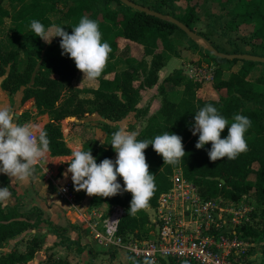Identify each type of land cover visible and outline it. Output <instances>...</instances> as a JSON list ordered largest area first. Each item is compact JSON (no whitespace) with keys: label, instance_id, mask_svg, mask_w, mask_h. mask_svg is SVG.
Returning <instances> with one entry per match:
<instances>
[{"label":"trees","instance_id":"obj_1","mask_svg":"<svg viewBox=\"0 0 264 264\" xmlns=\"http://www.w3.org/2000/svg\"><path fill=\"white\" fill-rule=\"evenodd\" d=\"M3 1L0 0V25H2L4 18H11L14 25L13 31L16 33L12 38L13 42L18 43L17 35L23 34V40L29 47L28 67L22 76L25 86L31 83L32 75L40 61L39 73L34 78L31 87L24 91V100L29 96H34L38 109L43 113H49L53 117L52 121L44 128L47 132L51 155L53 157L68 156L70 150L63 142L60 121L66 117L83 113L81 108L72 109L77 98V94L73 92L72 83L80 71L76 68L72 59L61 55L60 38H54L51 45L47 46L46 42L36 37L29 27L33 19L39 20L46 29L51 27L52 22L49 16L55 10V3L51 0H23L19 11L12 16L9 11L2 7ZM59 1L70 4L65 14V18L69 22L67 32L71 33V27L75 26L82 16H87L98 23L102 40L107 41L111 47L106 63H110L115 59L119 38L142 46L144 55L152 58L150 64L146 60L128 59L126 70L116 73L112 80L103 79L105 71L97 78L100 82L99 88L85 91L95 96L93 101L86 102L89 104L90 113L99 112L107 120L114 122L124 119L131 112H138L139 117L143 112L136 109L141 97L140 90L152 89L158 84L159 73L165 66V55L179 57L178 47L173 41V36H175L176 31L181 33L183 31L173 24L134 11L118 0ZM131 1L149 7L156 12L171 15L186 24L191 30H193L194 22L198 19L197 5L192 6L185 16L179 18L176 15L174 16V11L176 12L174 3L177 0H164L161 9L148 6L140 0ZM216 1L221 8L227 10V18L232 20L229 23L233 27L229 37L241 38L235 35L241 25H252L254 27L250 44L255 48V51L252 53L247 50L241 52L238 47L233 46L231 43H229L228 48H225L215 40L211 44L219 52L226 54H251L264 57V0ZM113 3H116L117 10L111 8ZM165 6L168 8L167 12L162 9ZM197 34L209 40L205 33L199 32ZM231 42L235 44L234 41ZM232 48L233 50L230 51ZM159 49H161V53L157 52ZM258 49L262 50L261 54L257 52ZM201 57L204 60L200 61V64L204 62L209 65L213 64L215 67L214 80L209 83V86L217 93L223 92V94H220L217 100L207 98L206 92L204 93L205 97L199 96L198 93L201 91L202 94L205 88L204 85L200 82L187 80L181 71L174 72L167 77L159 87L162 107L157 115L149 119L137 139H151L165 131H170L182 137L186 154L179 163L172 165L164 164L162 157L152 149L151 145L145 149L149 171L155 174V188L147 205L151 208L156 207L160 195L168 191L171 186L170 176L173 170L181 168L184 177L196 185L200 196L204 200L221 197L229 201L239 202L243 197L250 196V190L253 189L251 202H253L255 210L258 208L264 209V92L257 89L260 86L264 87V76H259L256 79L251 77L255 67L261 66V64L221 59L210 56L208 53ZM15 58L16 53L4 54L0 51V60L2 59L1 63L4 65H9ZM239 63L242 65L240 70L232 73L229 79H224V72L229 71ZM15 67V65L11 67V73L15 70ZM9 80L3 82L2 88L7 92H14L10 90ZM136 82H140L138 88L134 86ZM168 84L183 88L180 95H175L176 101H172L168 97L169 94L166 91V85ZM18 88L16 87L15 91ZM64 91H72L73 96L67 99L61 107H58ZM205 104L215 106L220 114L229 121L236 113L250 118L251 127L245 134L247 150L235 159L227 160L224 158L212 162L207 155V150L211 147L210 142L204 149L195 147L198 136L192 134L190 127L194 123V113ZM106 129L111 134L116 131H110L109 127ZM227 132L226 127L221 133V138L226 136ZM85 150H91L92 155L97 159V163L105 158L111 159L114 156L113 150L96 149L92 144L87 145ZM254 165H258V169H255ZM251 177L254 179H251ZM220 180L225 183L222 184ZM131 198V193L127 192L123 197L119 194L113 197L95 195L92 197L93 207L107 206L106 211L108 210V212L105 213V216H108L109 210L115 205L125 208V215L119 222L117 232L124 241L131 237L139 240L148 238L149 232L152 230L149 215L143 208L134 214H128ZM37 215L38 222L32 224L28 219L29 216L18 213L17 209L6 211L0 206V245L33 227L39 226L43 221L38 212ZM257 216L253 211L251 213L253 223L242 227L244 238L250 239L251 243L264 238V214L261 216V220ZM54 234L58 238L63 237L58 229H54ZM41 242L40 236L34 237L27 244L25 254L17 255L13 253L9 256H1L0 264L28 262L40 251ZM135 263L142 264L141 262ZM47 264L68 263L63 261L52 262L50 260ZM161 264L167 263L162 261ZM169 264L175 263L171 261Z\"/></svg>","mask_w":264,"mask_h":264},{"label":"crops","instance_id":"obj_2","mask_svg":"<svg viewBox=\"0 0 264 264\" xmlns=\"http://www.w3.org/2000/svg\"><path fill=\"white\" fill-rule=\"evenodd\" d=\"M183 2H185V0H177L174 3L176 13L178 10L177 6L182 5ZM111 8L117 10L113 4ZM213 11L217 16L221 15L220 17L224 19L228 17L227 10L221 8L219 4L214 5ZM185 15L186 12L184 13V16ZM197 17L198 19L192 26L195 33H199V29L201 28L199 10L197 11ZM213 20L216 21L218 18L214 17ZM245 28H250V34L253 35L254 27L252 25H241L235 35L238 37L243 36L242 31ZM200 32L205 33L204 30ZM211 35L206 34L210 43L213 41ZM179 40L181 41V39ZM117 43L118 50L115 54V59L110 63H106L102 71V73L106 71L103 79L112 80L116 73L126 70V62L128 59H135L137 61L146 60L149 64L151 63L152 58L144 55L142 46L123 38H119ZM192 44L198 47H195V49L194 47L188 49L187 55L185 56L181 55V48H178V61L181 67L177 68L174 66L172 69H169L168 64L174 56H164L165 66L159 73L158 84L152 89L147 88L140 90L141 97L136 109L137 111L143 112L139 117L137 115L138 112H131L124 119L114 122L107 120L105 116H102L99 112L94 111L90 113L89 104L86 102L93 101L95 96L85 91L97 90L100 86V82L98 79L93 81H82L83 74L79 72L72 83L73 92L77 94L72 109H76L77 107L81 108L83 113L66 117L60 121L63 142L66 144L67 148H69L70 154L77 149L85 150V147L90 144L96 147V149L102 148L106 151L113 150L111 145H108L111 141V133L106 129L107 127L111 129L110 131L124 127L129 131H136L139 135L147 125L149 119L159 113L162 107L159 87L163 84L164 80L174 72L181 71L187 80L202 83L205 87L204 89L207 90L210 96L211 91H208L209 88L207 89V87H209V83L214 80L215 67L213 64L209 65L204 62L200 64L199 62L202 60L201 56H205L208 51H204L206 48L200 42L193 41ZM157 52L161 53V50L159 49ZM195 53H201L200 57L198 55L200 60H195L196 62L194 61ZM191 57L193 59H190ZM241 67L242 65L240 63L236 64L229 71L224 72L223 78L226 80L229 79L231 74L239 71ZM193 69L197 71V75L199 76H194ZM2 80L3 79H0V106H8L12 109L18 117V121L21 120L25 123L27 120L25 117H22L21 109H24L29 103L31 104V108L28 113L33 116V120H35L33 123L38 124L40 128L44 129L45 126L52 121L53 117H51L49 113H43L38 109L36 101L33 105L31 101L26 102L24 100V91L11 96L3 90ZM139 85L140 82L134 84L135 88H138ZM77 90L81 91L78 92ZM166 91L169 94V99L176 101L175 95H180L183 88L168 84L166 85ZM259 91L262 90L259 89ZM63 93H72V91H64ZM220 94H223V92ZM62 98H64V96H62L61 99ZM59 104L60 103H58V106ZM67 118L70 119L71 122L64 125L63 121ZM102 140L105 144L101 142ZM66 157L67 156L53 157L48 151L47 156L41 159L38 164L34 165L32 175L29 178L24 181H17L14 187L9 188L11 195L7 204L2 207L6 211L15 208L18 213L25 216L34 215L35 219L31 221L32 224L38 222V212L43 222L39 226L33 227L16 238L10 239L0 245V257L9 256L13 253L17 255L25 254L26 246L29 241L34 237L40 236L42 241L40 251L37 252L33 259L20 264H47L50 260L52 262L63 261L68 264H118V261L119 263L123 262L121 260L123 254L129 259L124 249L113 247H102L103 249H98L100 245L94 238V228L91 226L90 220L97 221L99 218L108 217L111 215L116 205L111 207L110 214L105 216L107 206L102 205L101 208L93 207V196L87 195L84 191H76L71 180V174H69L67 178L62 175L67 169V164L62 163ZM115 158L116 154L114 152V156L111 159L114 161ZM117 180L123 184L120 177H118ZM67 183L70 184L73 196L72 202H69L60 194L59 186H64ZM9 184V178L6 175L0 174V187L9 186ZM125 194L126 192L119 195L123 197ZM143 209L145 212L148 211L145 207ZM148 215L150 216V214ZM54 229L60 230L63 237L58 238L54 234ZM263 248L264 238L254 241L249 249L250 254L248 253L245 264H264ZM130 260L129 262L127 261V264H136ZM123 264L125 263L123 262Z\"/></svg>","mask_w":264,"mask_h":264},{"label":"clouds","instance_id":"obj_3","mask_svg":"<svg viewBox=\"0 0 264 264\" xmlns=\"http://www.w3.org/2000/svg\"><path fill=\"white\" fill-rule=\"evenodd\" d=\"M30 30L36 37L46 43L52 38H60L61 55L67 56L83 74V79H97L108 59L111 47L103 41L98 23L82 16L78 23L71 27V33L64 27L45 26L36 19L30 22ZM49 33L54 35L49 38ZM16 113L8 106H0V174L9 178V186L0 187V206L7 204L11 195L9 188L17 181H24L32 175L34 165L47 156L49 140L46 130L33 122L18 123ZM227 127V135L221 133ZM251 127V120L245 115L236 113L231 121L220 114L212 104H205L194 113V123L190 131L198 136L197 149H204L209 142L207 155L215 162L226 158L235 159L247 150L245 134ZM136 131L124 127L111 134V145L116 158H105L97 163L91 150H74L64 158L62 163L67 169L62 175L71 174L74 189L84 191L89 196L113 197L117 194L131 193L128 214H134L147 206L155 182V174L149 171L145 149H152L162 157L164 164H177L186 154L182 137L165 131L151 139H137ZM102 143L103 140L101 141ZM105 144V143H104ZM121 177L123 184L118 182Z\"/></svg>","mask_w":264,"mask_h":264},{"label":"built area","instance_id":"obj_4","mask_svg":"<svg viewBox=\"0 0 264 264\" xmlns=\"http://www.w3.org/2000/svg\"><path fill=\"white\" fill-rule=\"evenodd\" d=\"M170 183L151 208L149 237L153 239L124 241L117 232L125 209L116 205L108 217L90 220L97 243L103 248L124 249L132 261L142 264H245L252 243L244 238L242 227L253 223L255 210L246 202L247 196L239 202L221 197L204 200L181 168L173 170ZM59 187L61 196L72 202L70 184ZM229 229L231 232H225Z\"/></svg>","mask_w":264,"mask_h":264},{"label":"rangeland","instance_id":"obj_5","mask_svg":"<svg viewBox=\"0 0 264 264\" xmlns=\"http://www.w3.org/2000/svg\"><path fill=\"white\" fill-rule=\"evenodd\" d=\"M51 1L53 3H55V10L49 16V18L52 22V26L64 27V30L67 31V27L69 25V22L66 20L65 14L67 13V10H68L70 4L68 5V3H65L64 1L61 2L59 0H51ZM140 1L145 2L148 6H153L155 8H160V9L162 7L161 5H163V3H164V0H140ZM201 2H198L197 0H185V2H183L182 5L177 6L178 10H177V13L174 11V16L176 15L177 17L182 18L185 12L189 11L192 6L197 5V11L199 10V12H200V20H201V28L199 29V32L204 30L206 34H208V35L212 34L211 36H212L213 40H215V42L217 41L219 45H221L225 48H228V46H230L229 43H231L233 46L238 47L239 51H241V52L247 50V51L252 53L253 51H255V48L253 46H251V44H250L251 37H252L250 34V31H251L250 28H245L242 31L243 36H241V38L235 39V38H231L233 36L229 37V35L232 33L231 28H233V27H231V25L229 23L232 20H229L228 18L224 19L223 17H220L221 15L217 16L214 13L213 8H214L215 4H218L217 1L216 0H206V1H201ZM22 4H23V0H4L2 2V7L4 9H6L7 11H9L13 16L15 13H17L19 11ZM113 5L117 9L116 4L113 3ZM147 8H149V7H147ZM228 8H226V9H228ZM122 9H123V7H122ZM162 9H164L165 12L168 11L167 6H165ZM223 9H225V8H223ZM214 17L218 18V20H216V21L213 20ZM13 30H14V25H13L12 19L11 18H4L2 25H0V51H2L4 54L11 53V52L16 53V58L14 59V61H11L9 63V65L2 64L1 63L2 59L0 60V79H3L2 82H4L7 79H10L8 81V85L10 87V90H13L14 92H7V91L6 92L9 93L11 96L17 94L18 92H23L27 88H30L31 85L33 84L34 78L39 73V67H40L39 66L40 61H39L38 66L36 67V69L32 75L31 83L28 86H25L23 84L24 78L22 76L24 75V73L26 72V69L28 67L29 47L23 40V34L17 35L18 43L13 42L12 38H13L14 34H16ZM53 35H54V33H49V38H51ZM179 39H181V41ZM53 40H54V38H52L51 43ZM226 40H227V42H226ZM173 41H175V45L178 48L179 47L181 48V50H180L181 55H184V56L187 55L188 49H191L193 47L195 49V47H198L197 45L192 44L193 41L189 37H187V35L184 32L181 33L179 31H176L175 36H173ZM231 41H234L235 44L232 43ZM51 43H46V44H47V46H50ZM232 50H233V48L230 49V51H232ZM204 51L207 52L206 49ZM257 52L261 54L262 50L258 49ZM196 53H195L194 61L198 60L200 55H201V53H198V54H196ZM208 54H210V53H208ZM198 55H199V57H198ZM210 56H212V55L210 54ZM178 58L179 57H173L171 62L168 64L169 69H172L174 66L177 68L181 67V64L179 63ZM190 59H193V58L191 57ZM202 60H204V59H202ZM202 60H200V61H202ZM13 65H15L16 67H15V70L12 71V73H11V67H13ZM260 75H264V64H261V66L255 67V69L253 70V72L251 74V77H252V79H256ZM16 87L17 88L19 87V88L15 91ZM210 87L211 86L207 87V89ZM257 89L258 90L260 89L262 91L264 90L263 87H261V86L258 87ZM208 91H211L210 96H209L206 89H204L202 91V94H201V91H199L198 95L201 97H205L204 93L206 92L207 98L217 100L220 97V94L217 93L216 91H214L212 89V87L210 89H208ZM62 96H64V98H62L61 99L62 101L60 100V102H59L60 107L62 106V104H64V102L67 99H69L70 97L73 96V93H62ZM25 101L26 102L31 101L33 104L35 102L34 96H29L27 99H25ZM30 105L31 104L29 103L28 106H25L24 109H21L22 117H25V119H27L25 122H29V121L34 122L35 121V120H33V116L30 113H28L29 109L31 108ZM17 122L21 123V124L24 123L21 120L20 121L17 120ZM63 122H64V125H66V123H70L71 120L67 118ZM254 168L258 169V165H254ZM251 179H254V178L251 177ZM250 191H251V194H250V196H247L246 202L249 204V206L254 207L253 202H251L253 189H251ZM145 208H146V210H148L147 211L148 214H150V216H152L153 214H152V212H150L151 207L147 205ZM254 211H255V214L258 215L257 216L258 219L261 220L262 219L261 216L264 214V209L258 208ZM106 212H108V210ZM109 212H110V210H109ZM28 219L30 221H33L35 219V216L34 215L29 216ZM99 227H101V226H99ZM42 229H43V227H42ZM146 238H144V239H146ZM149 238L153 239L154 237L151 236ZM98 247H99L98 249H103L101 246H98ZM262 250L264 251V248ZM121 260L125 264H127V261L129 262L130 258L128 259L126 257V255L123 254V256L121 257ZM130 261H132V260H130ZM123 262L119 263V261H118V264H123Z\"/></svg>","mask_w":264,"mask_h":264},{"label":"water","instance_id":"obj_6","mask_svg":"<svg viewBox=\"0 0 264 264\" xmlns=\"http://www.w3.org/2000/svg\"><path fill=\"white\" fill-rule=\"evenodd\" d=\"M120 3L125 5L128 8H131L134 11H138L141 13H145L149 16L155 17L157 19H160L162 21H165L167 23L173 24L176 27H178L181 31H183L187 37H189L194 42H200L204 45L208 53H210L212 56L221 58V59H227V60H240V61H247V62H254V63H260L264 64V57L261 56H255L251 54H226L219 52L208 40H206L201 35L195 33L193 30H191L186 24L179 21L175 17L163 13L156 12L150 8L144 7L142 5H139L131 0H118ZM222 184L225 182L223 180H220ZM225 232H231V230H226ZM158 233V231H157Z\"/></svg>","mask_w":264,"mask_h":264}]
</instances>
